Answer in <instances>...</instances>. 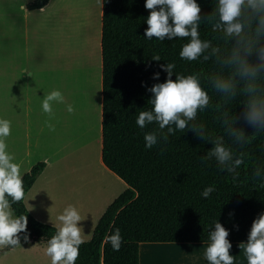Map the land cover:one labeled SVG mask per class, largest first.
<instances>
[{"label": "trees", "instance_id": "1", "mask_svg": "<svg viewBox=\"0 0 264 264\" xmlns=\"http://www.w3.org/2000/svg\"><path fill=\"white\" fill-rule=\"evenodd\" d=\"M52 0H34L29 11L40 10ZM146 0H103L102 17V160L105 166L127 185L99 220L92 238L79 248L76 264H141L140 245L143 243H210L209 233L220 222L229 232L231 244L247 243L253 221L264 213V133L253 136L246 145H236L225 137L228 146L243 153L244 164L237 169L239 177L221 170L213 159L202 161L214 146L195 133L176 131L164 142L151 149L145 143V133L157 132L158 125L141 129L136 121L141 110H151L152 94L147 90L163 83L167 73L160 65L174 63V74H198L213 105L223 104L207 84L208 75L215 70L211 62L185 61L180 51L187 40L163 42L145 37L148 27ZM202 15L215 8V0H197ZM201 39H213L210 26L201 24ZM213 43H222L213 39ZM156 55L161 61H154ZM156 73L160 79L154 80ZM176 77L173 75V80ZM146 85V87L144 86ZM242 98L229 102L227 109L239 115ZM223 110L215 106L198 115L206 131L224 135L216 116ZM251 136L255 130L243 120L237 125ZM46 164L35 165L23 176L26 194L45 170ZM259 171L260 176H253ZM213 187L208 198L203 191ZM15 216L27 215L30 234L21 244L47 243L58 228L38 221L25 202L12 205ZM238 226V227H237ZM119 229L122 245L114 251L105 237Z\"/></svg>", "mask_w": 264, "mask_h": 264}, {"label": "clouds", "instance_id": "2", "mask_svg": "<svg viewBox=\"0 0 264 264\" xmlns=\"http://www.w3.org/2000/svg\"><path fill=\"white\" fill-rule=\"evenodd\" d=\"M145 8L150 13L146 19V39L155 38L161 42L178 38L187 40L180 58L189 62L211 61L215 70L208 75L207 84L223 101V104L213 105L212 96L205 90L198 74H174V63L160 65L167 78L147 89L152 94L148 102L152 108L141 110L136 121L141 129L150 124L158 125L159 134L155 131L145 133L147 148L158 143V136L167 142L169 135H175L176 131H191L214 145L202 161L214 159L221 170L237 180V169L244 164V154H237L228 146L225 137L233 144L243 146L253 136L264 133V0H215V8L207 16L202 15L197 0H146ZM202 23L210 26L215 34L213 39L222 43L201 39ZM152 59L161 61L159 55ZM153 79L158 81L160 74L156 73ZM238 97L242 98L243 111L236 115L227 109V105ZM64 102L62 93L54 90L42 99V110L51 117L52 105ZM214 106L217 109L223 106L216 120L224 135L209 134L204 124L198 121L199 113ZM67 111L74 112L73 106L68 105ZM241 120L255 130L253 135L249 136L244 128L237 126ZM48 126L55 130L51 124ZM10 134L11 122L0 119V248L15 250L21 247L20 234H24L25 242L29 241L30 234L27 233V215L14 216L12 211L13 204L25 200L26 192L21 166L7 151L5 140ZM253 176L259 178V171H254ZM214 191L213 187H208L202 196L208 198ZM56 220L58 230L48 240L45 254L51 264H76L80 245L84 242L83 228L78 226L82 217L75 206L68 205ZM229 235L219 221L215 223L214 230L209 233L210 243L205 254L209 264H234ZM122 242L119 229L105 237V243H110L114 251L120 250ZM239 247L245 253L247 264H264V213L253 221L247 243Z\"/></svg>", "mask_w": 264, "mask_h": 264}, {"label": "rangeland", "instance_id": "3", "mask_svg": "<svg viewBox=\"0 0 264 264\" xmlns=\"http://www.w3.org/2000/svg\"><path fill=\"white\" fill-rule=\"evenodd\" d=\"M32 1L34 0H0V36L3 18L8 16V20H12L22 17L24 11L21 5ZM102 17L103 0H52L43 16L40 49L43 68L48 67L50 70V84L48 87L43 85L42 91L45 96L58 90L65 102L52 105L51 117L42 110L43 96L40 103L32 105V108L36 111L38 108L43 137L47 135V131L50 132L49 138L53 145L58 139L61 146L62 129L65 126L66 165L62 167V161L57 157L52 159L49 171L55 174L67 170L74 178L77 168L83 166L84 171H88L93 178L102 175L99 169L102 155V53L100 41L97 53L91 43V36H101ZM17 25L18 22L10 27ZM16 35L18 32L12 34L11 47L15 44ZM62 66L66 70L64 84ZM68 105L73 106L74 112L67 111ZM14 108V111L20 113L32 110L23 104L15 105ZM45 124H51L55 130H50L49 126L45 128ZM26 168L23 167L21 172ZM92 184L101 183L96 181ZM91 236L89 231L84 235V241H89ZM42 244L25 243L15 250L0 248V264H51L50 258L45 254L47 246ZM240 244L242 243L232 244L230 254L235 258L234 264H247ZM208 245L209 243H143L140 245L142 264H209L205 255Z\"/></svg>", "mask_w": 264, "mask_h": 264}, {"label": "crops", "instance_id": "4", "mask_svg": "<svg viewBox=\"0 0 264 264\" xmlns=\"http://www.w3.org/2000/svg\"><path fill=\"white\" fill-rule=\"evenodd\" d=\"M27 4L21 5V9L24 11L22 17L8 20L7 16L2 20L0 119L11 122V134L5 140L7 151L15 157L14 162L20 164L21 169L27 167L24 172H21L23 173L22 177L30 172L35 165L48 161V164L45 163V170L26 194L24 200L27 209L38 221L58 228L57 215L61 214L68 205H73L82 217L78 226L83 228L84 235L90 231L93 236L94 230L107 208L128 189V185L105 166L102 155L99 160V169L102 175L96 178L89 175L88 171H84L83 166L77 168L74 178L68 174L67 170L57 174L49 171L52 159L56 157L60 159V162L62 161V167L66 165L65 126L62 129L61 146L58 139L56 142L54 141L53 145L49 138L50 132L47 131V135L43 137V126L38 108L36 111L32 105L40 103V99L42 96L44 97L43 85L48 87L50 84V70L48 67L43 68L40 49L41 25L50 2L42 8L45 9L43 12L41 9L29 11ZM13 20L18 22V25L11 28L12 24L16 25V22H12ZM15 32H18V35L15 37L14 46L11 47L12 34ZM101 39L102 30L99 37L100 42ZM65 72V67L62 66L63 84ZM20 104L32 110L26 113L14 111V106ZM44 127L46 128L48 125L45 124ZM96 181H100L101 184L93 185L92 183ZM42 245L47 246V243ZM140 263L142 264L141 253Z\"/></svg>", "mask_w": 264, "mask_h": 264}, {"label": "bare ground", "instance_id": "5", "mask_svg": "<svg viewBox=\"0 0 264 264\" xmlns=\"http://www.w3.org/2000/svg\"><path fill=\"white\" fill-rule=\"evenodd\" d=\"M96 10V9H95ZM100 13H101V10H100ZM100 16H101V14H100ZM96 19V18H95ZM97 21V20H96ZM95 23V22H94ZM100 32V31H99ZM93 33H95V32H93ZM99 35V34H98ZM98 41H99V36L98 37H96V36H91V43H93L92 45H93V48H94V50H95V52L97 53V50H99L98 49ZM99 72V71H98Z\"/></svg>", "mask_w": 264, "mask_h": 264}]
</instances>
